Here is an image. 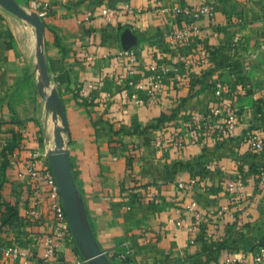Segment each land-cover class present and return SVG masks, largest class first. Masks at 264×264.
<instances>
[{
  "label": "crops",
  "instance_id": "1",
  "mask_svg": "<svg viewBox=\"0 0 264 264\" xmlns=\"http://www.w3.org/2000/svg\"><path fill=\"white\" fill-rule=\"evenodd\" d=\"M17 1L46 11L41 18L51 88L63 102L65 147L102 249L120 262L119 253L128 249L136 264H222L232 251L248 260L257 255L264 247V187L254 167L264 153L249 151L245 135L264 122V0ZM201 4L214 14L192 19L172 10ZM106 5L118 9L110 23L101 14ZM189 25L195 29L188 44L168 42L169 33ZM126 28L138 36L135 81L148 74L153 57L178 67L166 73L157 102L119 107L127 86L110 54L124 49ZM200 46L209 57L195 62L191 56ZM34 52L31 27L0 11V264H63L79 253L76 243H62L44 260L43 236L54 221L45 210L36 218L26 215L31 180L21 174L25 160L37 150L48 162L46 152L56 146L48 143L59 126L54 106L32 88L38 78ZM218 80L245 87L237 126L227 135L194 118L216 101ZM88 81L97 85L89 100L79 94ZM138 96L145 98L144 90ZM196 124L200 135L192 143L184 133ZM14 137L13 151H4ZM238 176L245 187L234 198L227 181ZM180 182L191 188L181 189ZM191 201L194 210L186 208ZM7 206L17 216L3 224ZM9 245L24 256L5 254Z\"/></svg>",
  "mask_w": 264,
  "mask_h": 264
},
{
  "label": "built area",
  "instance_id": "2",
  "mask_svg": "<svg viewBox=\"0 0 264 264\" xmlns=\"http://www.w3.org/2000/svg\"><path fill=\"white\" fill-rule=\"evenodd\" d=\"M126 9L133 11L130 4L126 3ZM172 10L175 13H182L188 15L192 19H197L203 14L213 15L214 11L211 5L201 4L198 6H173ZM41 17L46 15V11L38 12ZM101 14L106 21L110 23L118 15V9L112 6H104L101 10ZM192 27V29H191ZM195 29L192 25L185 27L184 29L173 31L169 33L168 42L171 45L184 46L189 43L191 31ZM139 48V47H138ZM137 48V49H138ZM134 47L130 49H123L119 52H111L110 56L114 59L115 64L119 65L122 69L118 75L119 80L123 82L126 88L122 90V98L120 99L119 107L127 102L135 101L136 103L143 104L146 102H157L158 96L164 87V78L169 70L176 71L178 67H170L168 65L159 63L156 57H153L148 64V74H142V78L135 81L133 77L137 72L135 70V63L137 61V53L140 49ZM196 55V57H195ZM195 55H192V59L195 62H204L209 57V52L206 47L200 46ZM177 81H181L180 74L176 75ZM135 87L136 91H130V87ZM139 90H144L145 98L138 96ZM97 91V85L94 81H88L79 89L80 97L84 99H91L95 96ZM245 92V87L241 84L223 83L222 81H216L213 86V93L216 97V101L210 106L209 110L196 115L194 118L199 123H206L207 121L212 128L219 130L222 135L231 133L237 126L240 116V108L237 105L238 98ZM257 108L259 106L257 105ZM264 123V122H263ZM257 122L254 124L245 135V142L248 146V150L255 153L264 151V124ZM199 124L191 125L186 131L185 135L189 137L190 142L194 143L199 138ZM181 142L183 139L180 140ZM179 141V144L181 142ZM41 153L39 151H33L31 156L25 160L24 169L21 174L27 175L31 180L30 200L26 208V215L30 218H36L40 216V212L45 210L54 221L52 229L43 236V243L45 250L42 258L48 260L55 256L59 251L62 243H68L75 246L73 234L71 232L66 213L63 207L61 195L59 192L58 184L55 176L46 161L41 162ZM45 157V156H44ZM257 185L260 188L264 187V165H260L256 172ZM191 183L186 184L179 183L181 189L189 190ZM245 183L241 177L231 178L227 181V189L233 194L234 198L238 197L243 192ZM233 198V199H234ZM196 202L191 201L186 208L188 210H194ZM173 221V218H170ZM176 223L180 225L181 220H177ZM4 253L13 257L24 256L23 251L19 246H7L4 248ZM130 251L119 253V257L123 260ZM23 264H28L27 261H23ZM63 264H88L81 254H72L64 260ZM222 264H264V247L260 252L253 256L251 260H248L245 253H237L235 251L229 252Z\"/></svg>",
  "mask_w": 264,
  "mask_h": 264
},
{
  "label": "water",
  "instance_id": "3",
  "mask_svg": "<svg viewBox=\"0 0 264 264\" xmlns=\"http://www.w3.org/2000/svg\"><path fill=\"white\" fill-rule=\"evenodd\" d=\"M0 5L35 27L36 55L40 70V79L36 85L37 91L39 95L46 99L47 105L54 106L63 125L56 128V146L48 150L46 156L58 184L63 207L77 249L88 264H114L93 233L83 197L73 174L69 150L65 147L63 137V131L67 130L63 102L56 88H51L50 93L46 91V87L50 86L51 81L45 53L42 49L44 45V22L37 11L27 10L17 0H0ZM121 43L124 49L135 47L138 45V36L130 28H126L121 33Z\"/></svg>",
  "mask_w": 264,
  "mask_h": 264
},
{
  "label": "rangeland",
  "instance_id": "4",
  "mask_svg": "<svg viewBox=\"0 0 264 264\" xmlns=\"http://www.w3.org/2000/svg\"><path fill=\"white\" fill-rule=\"evenodd\" d=\"M20 2H21V0H19ZM22 5L27 9V10H29V11H35V10H33V9H31L30 7H28L27 5H25L24 3H22ZM0 11H2V13H5L6 15H9V16H11V17H14L15 19H18V20H20V21H22V23H24V25H27L28 27H31V37H32V41H33V50L35 49V52H34V59H35V65H37V70H38V72H37V76H38V78H36V81L38 82L39 81V79H40V70H39V66H38V59H37V55H36V33H35V29L30 25V23H28L27 21H25L24 19H22V18H20V17H18L17 15H15V14H13V13H11V12H9L7 9H5L2 5H0ZM38 12V11H37ZM11 40H12V38H11ZM23 44V43H22ZM21 43H20V49L21 50H23V45H22ZM42 49L44 50V45L42 46ZM34 82H32V88H34L35 90L37 89V87H36V85H37V83H34ZM50 88H51V83H50V86L49 87H46V91H47V93L49 92L50 93ZM37 94H39L38 93V91H37ZM248 104H250V103H248ZM238 105V107L239 108H241V106L242 105H240V104H237ZM58 118H59V126L58 127H62L63 125H62V122H61V118H60V116L58 115ZM65 132L63 131V136L65 135L64 134ZM56 137V132L55 133H53L52 134V141H51V143H48V146H52V147H54L55 146V141H54V138ZM115 259V261H117V262H119V263H121L119 260H118V258H114ZM112 261V260H111Z\"/></svg>",
  "mask_w": 264,
  "mask_h": 264
},
{
  "label": "trees",
  "instance_id": "5",
  "mask_svg": "<svg viewBox=\"0 0 264 264\" xmlns=\"http://www.w3.org/2000/svg\"><path fill=\"white\" fill-rule=\"evenodd\" d=\"M12 38V36H11ZM12 43H9V47H11ZM232 64H230L229 66H231ZM236 68V67H235ZM234 69V68H233ZM257 103V105L259 106V101H255ZM56 114L57 111H56ZM16 138L14 137L10 142H6L5 147L3 148V150H7L9 153H11L13 151V149L15 148V146L17 145L16 142ZM263 152L260 153H255V154H259L260 156L263 155ZM253 165V164H252ZM260 165H264V162H261ZM258 170V166L254 167V172L256 173ZM16 208L12 207V206H7L6 211L4 212L3 216H2V222L3 224H6L7 222H9L10 220H12V218H14L16 215ZM110 259L113 261L114 264H136V262L133 260V258L131 257V255H127L123 260H121V263L115 261L114 259V255H109Z\"/></svg>",
  "mask_w": 264,
  "mask_h": 264
},
{
  "label": "bare ground",
  "instance_id": "6",
  "mask_svg": "<svg viewBox=\"0 0 264 264\" xmlns=\"http://www.w3.org/2000/svg\"><path fill=\"white\" fill-rule=\"evenodd\" d=\"M30 25L35 29L34 25H32V24H30Z\"/></svg>",
  "mask_w": 264,
  "mask_h": 264
}]
</instances>
